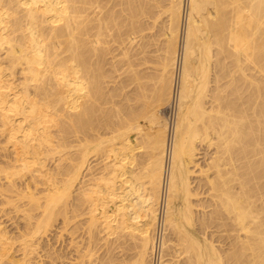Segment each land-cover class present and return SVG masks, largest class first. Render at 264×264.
<instances>
[{
    "label": "bare ground",
    "instance_id": "obj_1",
    "mask_svg": "<svg viewBox=\"0 0 264 264\" xmlns=\"http://www.w3.org/2000/svg\"><path fill=\"white\" fill-rule=\"evenodd\" d=\"M146 1L150 3L147 4ZM151 1L154 0H0V143H4V146L2 145L3 152L0 153V173L4 174L2 178L8 182V185H10L8 187L9 191L13 193L10 187L14 190L17 180L24 177L23 180L25 181V176H27V174L35 177L36 173L37 177H43L44 180L42 177L37 179L39 182L42 179L40 183L33 177V180L39 183V185L32 182L34 187L35 184L36 187H41L43 184L41 186L40 184L44 183L43 186L44 188L46 187L45 190L47 193L42 186V190L45 193L44 195L42 192L43 197L39 195L38 188L35 187L37 189H35V192L37 191V193L33 192V189L30 190L29 182L28 185L23 184V187L24 185L25 187L22 191L25 192L22 193V197L23 199L24 197L25 199L29 197L28 203L31 204L32 202L34 204V206L29 207L35 208V205L40 207V210L39 207L38 209H36V207V210L31 208L34 214L35 212L42 213V207L44 217L42 218L43 214H41L42 220H39L40 223L38 222V224L32 222L30 220L31 209L27 206L28 209H30L28 212L29 216L25 219L23 218V220H26V222L29 220L33 225L35 224L34 226L37 225V229L39 227H44L46 230L45 226L49 225L51 223L50 221L55 218V216L57 218V215L59 219L60 217L62 218L64 223L70 220L67 218V211H69L67 210V205L69 204L68 202L71 201V195H73L71 193L75 182L80 175L82 176L80 172L89 159L88 155L92 152V149H94V151L96 150V153L98 152L97 155L101 154V150L104 151L102 145H105L107 141L108 143L111 141L109 143H112L111 147L105 145V152L107 151L106 153L109 158L106 156L104 158L102 156L106 155V153L102 152L103 154H101V157L105 159L104 161L107 160L104 167L102 166L100 168L101 170L103 168L104 171H101V174L97 176L92 174L93 177H97L96 179H98V182L91 184L86 181L85 175L87 172L88 174L90 173L89 177L92 178L91 172L89 171L90 169L92 171L95 169L90 165L91 168L88 167V165L87 167L85 166L89 169L88 171H86L87 169L85 170L86 174H83L84 177H82L86 182L81 180L91 186H85L86 184L83 185L81 182L82 186H85V188L89 187V189L84 190L85 188H82L83 190H77L75 192L76 194L74 193L72 197V201H74L75 195L78 199L84 194V197L82 195V199L85 200L84 198H86L87 205L88 202L91 204L90 207L89 205L87 206V209L90 208V210L85 211L92 214V219L95 224L101 222V225H103L101 229L106 231L109 236L114 234L113 236L116 237V234L118 235L117 232L122 231V234L126 232L124 233L125 235H130V241L132 238H134V240L138 239L137 242L139 243L137 245L135 244L137 242L133 240L135 247L138 249V252H136L137 254H135L136 258L133 259V264H167L168 260L166 256H172V258L183 257L185 259L184 263L187 261V264H264V183L260 182L264 180V0H171V6L168 9L170 13L169 24H167V30L164 34L166 46L162 61L163 73L160 80V82L162 81L161 86L158 90L155 89L153 92V82V84L150 83V89L146 90V92L148 91L151 94L149 90L152 89V93L157 98L154 97V101L156 100L155 102H157L155 107L152 106L150 108L153 102L152 95H150L151 97L147 95L149 100L152 101L151 103L145 101L149 106V109L147 108L148 110L146 109L145 112L150 115L148 116L150 120L147 119L149 120L148 122L151 123L152 132L147 134L146 132L148 131L144 133L140 130L149 136H147V144L145 145L149 147L148 138H150V144H152L153 147L151 146L149 148H153L156 154L154 151H152L151 154V150L148 148V155L150 154L152 159L149 162V158H151L149 155V163L147 159L145 161L148 165L146 164L147 166H143V163L140 165V158L142 159L141 156L143 154L141 156L137 154L135 151L136 145H132L133 143L128 139V135L130 133L129 131L134 128L135 124L133 125V123L136 122L135 117H137L135 128L139 124V117L140 119H142L141 117L143 115L146 117L145 112L144 114L141 113L144 111V107L140 106L141 109L143 108L142 110L136 107L141 111L140 113L138 112L139 114L136 113V116L132 113V110L136 111L137 109L133 107H131V109L129 108L128 110H130V113H125V115L127 116V114H129V117H127L130 118L131 114H133L131 118L134 117V122L131 123L132 120L129 122L127 121V124H129L125 125L123 123V126L122 122L128 120L126 119L127 117L124 119V111L127 109L124 108L122 110L123 106L121 107L122 104H119L118 99L117 104L121 107L124 116L121 111L120 115L123 116V121H120L121 125L118 124V120L116 121L117 125L120 126V128L117 126L118 129L117 127L116 129L117 131L119 130L118 133L121 129L123 131L120 134L112 133V131L115 130V124H113L114 122L111 120V117H108L107 114H104L105 118H101L100 116L101 114L103 116V113H106V111H108L109 116H112L110 112L113 110L115 116L117 115L118 117V110L120 108H118V105H113L112 100L119 96V91H122L118 89L122 87L120 81L122 82L127 78L128 82L126 83H129L131 79H128L130 77H126L125 75V78L119 80L118 85H115V89L119 90L117 93L116 91H111L110 93L111 89L108 93L106 91L108 96L114 93L113 96L111 95L112 100L110 101L113 107H111L112 105H108V109L102 110L106 108L102 107V105L105 106V100L108 102L111 99V96L106 99L105 96L103 97V93H101L104 91L102 90L103 78L109 74L107 71L105 72L107 74L102 72L104 71L102 68L106 64V61H108V57L115 52L112 48L118 41L120 42L121 40L125 46L128 45L129 47L130 44L132 46L131 41L134 38L132 39L131 35L133 34L132 37L134 36L135 29H139L135 35L140 34L139 32H144L143 30L140 31V26L142 27L143 24L144 29H146L145 25H147V23L144 25L145 21H141L143 19L142 17L146 16L144 19L148 17L144 15L146 13L145 11L149 13L146 8H155L158 6L156 3H159L158 0H155L152 5ZM146 5L152 7H147ZM116 6H121L120 10L114 11V9L116 10ZM152 11L153 9H151L149 13L150 17H152ZM150 20H152V18ZM142 36L139 35L141 40ZM109 38L113 39L110 40ZM128 41L131 43L127 44ZM121 42L117 46L120 48L123 46V51L124 45L121 46ZM109 43L111 45L113 43L112 48ZM214 46L216 48L218 47L217 49L223 56V59L226 57L225 54H227V56L229 55V58L233 57L234 59L232 62L234 73L231 70L234 75L232 84L233 82L236 84L231 86L233 87L232 91H234V86L236 85L238 92L235 93V89V91L232 92L235 94L230 93L229 96L231 94L235 96V107L232 105L234 103L232 100L234 99L229 102L230 104L232 103V107L227 103L226 106H224L226 108L229 106L228 112L234 111L230 116L228 115L230 113L226 112L227 110L222 112L224 108H220L222 104L220 100L224 99V96L222 97L224 92L222 94L219 93L223 90L219 82L221 81L219 79L224 75L221 72L223 71L225 73L226 78L229 71H226L228 68L221 61L223 60L222 58H218L219 60H217V55L220 54H215L217 49ZM139 47L137 48L139 49ZM120 48H116L117 52L120 51ZM128 50H130V48ZM143 52H145V50ZM129 53L128 51V54ZM115 54L118 55L119 59H115ZM122 54L121 56H123V58H120L119 52L118 54L114 53L108 63L110 64L114 61L116 64H122L123 59L127 57V53L123 51ZM214 55H216V60L214 59ZM129 56H131V54H129ZM105 57L107 58L106 61L104 60ZM112 58L113 61L110 62ZM124 61V64L132 62V60L129 61V58ZM114 64L113 66L116 67L117 65ZM123 65L119 67L122 68V71L124 70L122 72L124 75L125 68H130V66L126 64L127 66L123 67ZM224 66L226 67L225 70H223ZM112 68L113 67L110 66L109 69L112 71L116 69ZM117 69L118 71L120 70L118 67ZM117 69L116 72H118ZM213 70H215V73ZM129 72L131 74L133 73L130 69ZM135 72L139 73L138 69ZM135 72L134 74L136 75ZM140 72H142L141 69ZM211 72L214 73L212 76ZM248 72L250 73L248 74ZM134 76L132 77L134 78ZM142 76L144 75L142 74ZM139 79L140 78H138V80ZM141 79H145V76ZM142 80L137 82H140L141 87H144L145 85L143 84L145 83L143 82H145V80ZM135 82L134 84L137 85V82ZM212 82L215 83V88L211 86ZM229 83L231 84L230 81ZM104 84H106V81ZM116 86H118V88ZM123 86L127 87L125 84H123ZM132 86L134 87V85ZM138 86H135L136 88H134V90L140 92L141 90L139 91V89L141 87L137 88ZM151 86L153 87L151 88ZM228 86L230 85L228 84ZM146 87L141 91L143 92L144 90L143 93L145 96L141 92L138 93L139 96L142 94V99L145 97L147 98L145 92ZM122 89H124V87H122ZM126 89L128 90L130 88L127 87ZM135 91L134 95H136H132L133 91L131 95L135 97L134 100L137 99L136 101L140 103L141 100L138 99L141 98ZM216 91H218V93ZM124 92H126V90ZM122 95H124L125 98L127 95L130 96L128 93L127 95L126 93ZM219 95L222 97L221 99ZM136 96L138 98H136ZM226 96L229 97L228 95ZM99 97L103 100L105 98V100L103 101L101 99L100 101ZM131 98L130 96V100L134 103V100ZM128 99L129 98L126 100L131 105ZM126 100L124 101L127 105L126 107H128ZM102 102L103 104H101ZM98 103L101 104L100 107L102 109L97 108ZM144 103L141 105L144 106L146 104ZM218 103L219 109L223 110H219L218 107H215ZM107 104L108 103H106V105ZM157 105H165L162 107L165 108V116L161 117L159 111L155 110V108H158ZM114 106L117 107L118 110L114 108ZM230 107L232 110H230ZM101 111H103V113ZM99 112L100 116L97 114ZM97 116L98 120H100V118L103 119V121L101 120L103 122L102 129L104 126V129L106 128L105 119H110V125L113 124L112 127L114 126V130L111 126L108 128L107 125L104 136L105 133L107 134V132H109L108 129H112V131H110L112 139L116 137L113 134L119 135L118 137L121 139H117V142L121 141L120 144H118L119 147L113 145V143L116 144L115 139L104 138L105 142L104 139H102L103 132L101 133L102 136L99 133L100 136L97 134V132L100 131L97 129L100 128L99 126L101 125H99L101 121L99 123L96 121ZM117 117H115V119H118ZM112 118L114 119L113 116ZM120 118L119 120H121ZM95 122H97L98 128ZM226 126L230 127L228 128V132V129L225 130ZM154 127L155 129L153 131ZM137 129L138 127L135 130L137 131ZM90 130L93 131V138L91 134H89ZM95 133L96 138L93 136ZM213 135L217 136V138H214L217 141L219 139V142L213 141L215 140L212 137ZM97 136L100 139H98ZM106 136H109V134ZM136 137L138 136L136 135ZM223 137L224 140L227 141L226 147H228V143L232 146L226 148L224 146L225 141L221 142V140L223 141ZM226 137H228L231 142H228L229 139ZM2 138H4L3 141ZM208 138L210 142L212 140L215 144L220 143L226 149L223 153L224 148L222 149V146L218 144L221 148L219 151H222V154L214 156L215 153H219L218 146L211 159L210 157L208 159L209 162H212V158L214 157L212 167L215 173L213 176L207 175L209 172L211 173L212 167L210 165L207 169L203 166V169L198 170L201 173H206L207 171L206 174L203 173L207 175L205 176L206 180L201 179L210 184V191H219V194L216 193L218 194L217 200L224 199V204L226 203L227 206L231 208L229 211L230 208L228 207V209L226 204L224 206L223 200H220V204H223L224 207L220 206L221 208L219 210V205L217 206V203L214 204L212 201L214 207H218L213 208L216 209V211L218 209L220 215L224 214H221V210L224 209L223 211L227 213L226 220L228 221L227 218H229L232 222L231 225L233 229L231 228V231L234 235L229 231V233H232L230 237L232 238L233 235V239L231 243L227 241L230 245H227L229 246L228 250H224L226 252L224 256L221 255V252L224 253L223 247L225 246L220 245L221 247L219 246L217 250L218 245H214L216 241L214 243L210 241L212 237H208L204 230L205 233H202V225H204V228L208 227L206 230L209 229L210 224L206 226L205 223H209L211 219L216 220L215 216H217V213L215 214V211L213 210L214 213L212 211V213L215 214L214 218L210 211L209 215L212 216L209 217L212 218L210 219L208 217L209 221H207L206 218L205 220L204 218L203 220L199 218L202 221L195 220V222H199V226L202 224L200 227L201 230L199 228V231L194 225L193 206L191 207L192 199L190 200L193 196L200 197L196 190L199 187V183H197L198 186L196 189L191 187L192 182H194L191 181V176L198 171L195 170V173H193L194 170L191 168L192 166L196 167V169L200 167L198 166L200 163H197V156L202 154L199 152L203 149L200 143L203 142L204 144L202 145H205ZM206 144L208 145L209 142ZM211 144H209L210 147L212 146ZM108 146L110 148H108ZM199 147L201 149H199ZM97 149H100V152ZM205 150L207 149L205 148ZM135 152L137 156L134 154ZM144 154H146V151ZM225 154L228 155L229 158ZM134 155L137 158L139 156V159H134L136 158ZM48 160L52 161L54 164L52 167L50 165L51 168L47 167V169L49 168L50 170L49 173L46 169V166H48L46 162ZM135 161L137 164L134 163ZM100 163L97 165L100 166ZM133 163L136 164L135 167H137L138 163L139 166H141L139 167L141 168V175L139 174L140 178L138 176V173H140L139 169H137L138 173L136 172L137 170L133 171ZM101 165L103 164L101 163ZM142 166L146 168L144 169ZM52 171H54V173ZM85 171L83 170V172ZM98 172L100 173L99 169ZM200 172H198V174ZM203 174L200 175L204 176ZM136 176H138V178H136ZM2 178L0 182H3ZM23 180H21V182ZM29 180L33 181L32 177ZM88 180L90 179L88 178ZM92 180L94 179L90 181ZM205 182L204 185L199 188H204ZM126 183L128 184L129 190L127 187L126 189L123 187ZM250 183L252 184L250 185ZM215 184H217V188L214 187ZM8 188H6L3 193L7 192ZM81 191H84V193H81ZM212 192L210 193L211 195L209 194L211 200L216 197V194L213 196L214 193ZM10 193H8V195H10ZM206 193L204 192V194ZM3 195L1 191L2 198L4 197ZM16 196H20L18 191ZM6 198L7 197L3 198L4 200H2V203H9V200H5ZM23 199H21V201ZM89 199L91 200L89 201ZM15 200H12L13 206H15L17 202L20 204L19 200H17V202H15ZM72 201L69 205V207L71 206V213L69 214L71 216L69 217L71 219H77V216L81 212L78 209V205L80 206L82 203L80 207H83L84 201L82 202L79 200V202H81L77 205L76 203H78V201L75 199L77 202H74L73 207L77 206L79 211L77 212V216L72 214V211H74L72 210ZM196 204L199 205V202ZM25 205H23V207H25ZM9 206L11 205L9 204ZM17 206L18 205H16V207ZM84 206L86 205L84 204ZM2 207H4L3 204ZM20 207L18 213L21 214ZM77 209L75 210L77 211ZM22 210V213H27V211H24L25 209ZM82 213L80 216H82ZM59 214H62V216H59ZM22 215L23 217L26 216H24V214ZM227 215H229V217H227ZM64 216L67 221L64 220ZM224 216H222L223 219ZM35 218L36 217H32V220H37ZM37 218L39 219V217ZM197 218L198 217H196V219ZM59 219L57 218V220ZM20 220H22V218ZM54 220L56 221V219L52 221ZM222 221L221 218L220 222ZM230 221H228L229 224ZM214 222L216 223V221ZM94 223H92V226H95ZM32 224L29 230H33V234H31L34 235L36 228L34 230ZM54 224L57 223L53 222L52 225ZM223 224L224 222L222 225ZM27 225L29 226L30 224ZM27 225L26 228H24L25 230H28ZM68 225L66 224L67 228ZM222 225L217 227V230L218 228L220 229ZM49 226L53 228L51 225ZM97 226L100 228L99 225ZM224 226L222 228H224ZM226 226L227 230L229 226ZM31 228L33 229L31 230ZM101 229L100 231H102ZM226 230L224 231L226 232ZM28 231L27 233L23 231L24 235L25 233L27 235L29 233ZM170 231H173V234ZM4 232L5 229H3L2 235H0V263L3 262L4 257L7 261L6 256L7 253L10 252L7 239L12 235L9 232L10 235L8 234V236L6 234L7 231L5 234ZM47 232L48 231L45 232L46 235ZM169 233H171V237L174 235V238H170ZM229 233L227 234L226 232L225 234L229 237ZM3 234L6 235L5 237L8 236L6 239L7 244L4 242L5 240L2 239L4 237ZM21 234L23 235L22 231ZM21 234L19 233L20 237ZM122 234L119 237L125 236H122ZM210 234H212V232ZM223 234L224 233H222V235ZM28 237L25 239L27 240ZM221 237L222 236H220V238ZM228 237L226 238L229 239ZM14 238L18 239V237ZM209 238L211 239L209 240ZM13 239H11V241H13L12 243L15 242ZM217 239L218 237L216 240ZM8 240H10V238ZM22 240L25 243L24 245H22ZM22 240H20L21 242L16 240V242H19L18 246L22 243L20 246L22 245V249L24 248L23 252L28 257L29 255L27 253H29L33 245L31 242H25L24 237ZM120 241L123 242L122 240ZM131 246L133 247V245ZM10 247H12L11 243ZM221 248L222 250H220ZM15 250L17 249H14V251ZM18 250L21 251L20 247ZM18 250L17 253H19ZM13 255L15 254L11 256ZM32 256L30 253V257ZM30 257L25 258L24 256L25 259H29ZM13 258L14 257L8 258L9 262L12 261ZM225 258H227V260ZM23 260L22 262L25 261ZM178 260L179 259H177V261ZM19 261L20 262L16 260L17 263L21 264V260Z\"/></svg>",
    "mask_w": 264,
    "mask_h": 264
},
{
    "label": "rangeland",
    "instance_id": "obj_2",
    "mask_svg": "<svg viewBox=\"0 0 264 264\" xmlns=\"http://www.w3.org/2000/svg\"><path fill=\"white\" fill-rule=\"evenodd\" d=\"M150 1V0H149ZM155 2V0L154 1H151V4L153 5V3ZM158 4L156 3V5H158L157 7H155V8H151V9H153V14H152V17H150L149 16V13H150V11H151V9H148V8H146V10H148L149 11V13L147 12V11H145L146 13L144 14V15H147L148 17H147V19H144L146 16H144V17H142L143 19L141 20V21H145L144 22V25L147 23V25L148 24H151V25H145L146 27V29H144V27H143V24H142V27L140 26V31L141 30H143L144 32H139L140 34H138V35H135V34H137V30L139 31V29H135V32H134V36L132 37V35H131V38L133 39L131 42H132V46H131V42H129L128 41V43L127 44H130V46L128 47V45L127 46H125L124 45V43H122L121 42V40H120V42L122 43L121 44V46L122 45H124V48H125V50H124V48H123V51L124 52H126L127 53V57H126V59H128L129 58V61L130 60H132V62L131 63H125L124 64V60H126V59H123V62H122V64L120 63V65H123V67L124 66H127L126 64H128V66H130V68L129 67H126L125 68V73H124V75L122 74V72L124 71H122V68H120L119 66V63H115L114 61H113V58L110 60V62H112L113 61V63H108L109 62V59L111 58V56L113 57V54L114 53H117L118 54V52H119V54H120V56L121 55H123L122 54V47L120 48L119 46H117L118 44H120V42L118 41V43H116L115 45H114V47L112 48V45H113V43H112V45L110 44V46H111V48L112 49H114V53L113 54H111V56L110 57H108V61H106L107 60V55H106V59L104 58V60L106 61V64L108 63L111 67H113L112 69H114V68H116L117 69V67L120 69L119 71H118V69H117V71L118 72H116V69H114L113 71L112 70H110L109 68H110V66L107 64H105L104 62V64L106 65H104L103 66V68H102V70H104V71H102V72H108L109 74H110V71H111V74L109 75V74H107V73H105V74H107V76H104V78H103V80H104V82L106 81V84H104V82H103V89L102 90H104L103 92H101V93H103V97L105 96V98L106 99H108V98H110V96L112 95L113 96V94H109L110 96H108V91L110 90V93H111V91H116V93L119 91V90H117V89H115V85H118V82H119V80H122L123 78H125L124 76L126 75V77H130V78H128V79H131V80H129V83H126V82H128V80H127V78H126V80L124 79L122 82L120 81V83H121V85H122V87H124V89H122V87L120 88H118V86H116L118 89H120V90H122L123 92L126 90V92H124V93H126V95H127V93L128 94H130V96L132 97L131 99H135V97H133L132 95H134V88H136L135 86H138V84H139V86L137 87V88H140L141 87V83L139 82H137V81H139V80H142L141 78L143 77L144 78V76H145V79H143L142 81H144L145 80V82H143V83H145V84H143V85H145L144 87H146V85H147V87H146V89H145V92H146V90L147 89H150V83H152L153 84V82H154V84H153V86H154V90H153V92L155 91V89H157L158 90V88H160V86H161V82H160V80H161V76H162V73H163V70H162V61H163V56H164V54H165V52H164V50H165V46H166V42H164L165 41V36H164V34H165V32H166V28H167V24H169L168 22H169V18H170V16H169V8H170V6H171V0H158ZM111 3H112V1H111ZM146 3L147 4H149L150 2H148V1H146ZM150 4V5H151ZM148 6V5H146L147 7H152V6ZM116 8V10L114 9V11H118V10H120V8H121V6L119 7V6H116L115 7ZM158 8V9H157ZM168 10V11H167ZM148 13V14H147ZM156 14V15H155ZM150 17V18H149ZM156 17V18H155ZM152 18V20H150ZM155 18V19H154ZM141 19V18H140ZM148 20V21H147ZM141 21H140V25H141ZM138 22H139V20H138ZM137 26H138V24H137ZM138 28V27H137ZM143 28V29H142ZM142 34H143V36H142ZM139 35L140 36H142V40H141V37H139ZM135 38H136V40H135ZM110 39V38H109ZM113 39V38H112ZM112 39H110V40H112ZM127 39V38H126ZM135 40V41H134ZM139 40H140V42H139ZM146 42H145V41ZM125 41V40H124ZM144 41V42H143ZM138 42V43H137ZM139 46H141V47H139ZM120 48V51H118L117 52V49L116 48ZM126 47H128V48H126ZM132 47V48H131ZM137 47H139V49L137 48ZM215 47V46H214ZM130 48V50H128ZM143 48V49H142ZM216 48V47H215ZM218 48V47H217ZM216 48V49H217ZM127 49V50H126ZM142 49V50H141ZM214 49V48H213ZM141 50V51H140ZM145 50V52H143ZM215 50V49H214ZM128 51L130 52L129 54H131V56H129V54H128ZM134 51H135V53H134ZM139 51H140V53H139ZM121 52V53H120ZM133 52V53H132ZM141 54H143V55H141ZM215 54H220L219 53V51H218V49H217V52L215 53ZM223 54V53H222ZM225 54V53H224ZM116 55V54H115ZM124 55H126V54H124ZM221 55V54H220ZM217 55V60H219V59H221L223 56L221 55ZM216 55H214V57H215ZM225 59H223V60H221L222 62H223V64L228 68V69H226V71L228 72V74H227V77L225 78V73L222 71L221 73L222 74H224L223 75V77L222 78H224V79H219V80H221V81H219L220 82V86H221V88L223 89L222 90V92H219L220 94H222L223 92V94H222V97L224 96V99L223 100H220V103H222L223 104V106H222V104H221V106H220V108H224V111H222V112H225L226 110V112H228V107L229 106H231V104L229 103L232 99H234V100H232V101H234V103L232 104L234 107H235V96L234 95H232V94H235L236 92H238L237 91V86L235 85L234 87V91H235V89H236V91H235V93H232V92H234V91H232L233 89V85L234 84H236L235 82H233V84H232V81H233V77H234V75H233V73H234V67H233V65H232V62L234 61V59H233V57H230L229 58V55L227 56V54H225ZM135 57V58H134ZM138 57V58H137ZM143 57V58H142ZM118 58V55H116V58L115 59H117ZM120 58H123V56H121ZM132 58V59H131ZM160 58V59H159ZM219 58V59H218ZM119 59V58H118ZM215 60H216V57L214 58ZM122 60V59H121ZM213 60V59H212ZM137 61V62H136ZM115 63V64H114ZM112 64V65H111ZM113 64L114 65H117L116 67H114L113 66ZM132 66V67H131ZM224 66V68H223V70H225V67ZM105 69H107V70H105ZM109 69V70H108ZM124 69V68H123ZM126 69H127V71H126ZM129 69H130V71L131 72H133L132 74H134V72L135 71H137V69H138V72L139 73H137V72H135L136 73V75L134 76V75H132L130 72H129ZM140 69L142 70V72H140ZM134 70V71H133ZM218 70V69H217ZM233 71V73H232V71ZM121 71V72H120ZM116 72V73H115ZM128 73V75H127V73ZM213 72L215 73V70H213ZM213 72H211V76L214 74ZM250 72H248V74H249ZM119 76H118V75ZM122 74V75H121ZM130 74V75H129ZM140 74H141V77H140ZM142 74L144 75V76H142ZM116 75H117V77H116ZM134 76V78L132 77V76ZM231 75H232V78H231ZM121 77V78H120ZM132 77V78H131ZM120 78V79H119ZM138 78H140L139 80H138ZM149 78V79H148ZM136 80V82H137V85L136 84H134V82H135V80ZM147 79V80H146ZM232 79V80H231ZM229 81L231 82V84L229 83ZM135 82V83H136ZM123 84H125L127 87H129L130 89H126L127 87H125V86H123ZM148 84H149V86H148ZM223 84H224V86H223ZM228 84L230 85V86H228ZM132 85H134V87L132 86ZM157 87H156V86ZM214 85H215V83H211V86H213L214 87ZM232 85V86H231ZM120 86V85H119ZM153 86H151V88L153 87ZM219 86V85H218ZM105 87V88H104ZM144 87L142 86L140 89H139V91L141 90L142 91V89H144ZM212 87V88H213ZM133 88V89H132ZM215 88V87H214ZM221 88L219 87V90L221 91ZM225 88V89H224ZM113 89H115V90H113ZM137 90V89H136ZM156 90V91H157ZM240 92H242L240 89H238ZM106 91H107V93H106ZM118 92V94H119V96L118 97H115V95H114V99L113 100H115V101H113L112 100V96H111V99L107 102V100H105V98H104V100H105V106H103L102 105V107H106L105 109H102L100 106H101V104H103V102L101 103V104H99L98 103V107L97 108H101L102 110H106V109H108L109 108V106L108 105H115V106H117L118 105V108H120L119 110H118V108L117 107H115L114 106V108H117V110L119 111V113H118V117H117V115L115 116V113L113 112V110H112V112H110L109 114L110 115H112L113 117H114V119H115V117H117L118 119H113L112 118V116H109L108 115V111H106V113H103V111H101L102 113H103V116H102V114H101V116H100V112L99 113H97V114H99L98 116H100L101 118H103L104 117V114H107V116L108 117H111V120H113V124H115L114 126H115V130H114V126L112 127V125H110V119L109 120H107V119H105V121L104 122H106V128H107V125H108V128L111 126V128L114 130V131H112V129H108V131L109 132H107V134H109V136L110 135H112L111 133H110V131H112V133L114 132V133H118V131H117V129H118V127L120 128V126H118L117 125V120H118V124L119 125H121L120 124V121L122 122L123 120H122V118H123V116L125 115V113H130L129 111L130 110H128L129 108L131 109V107H133V108H140V106L141 107H144V111H139L137 108V110L136 111H133L132 110V113L136 116L137 114L136 113H143L144 114V112H145V110L148 108L149 109V106L147 105V103H151L152 101H150L149 100V97H151L150 95H152V100H153V102L151 103V106H150V108L153 106V107H155V104L157 103V102H155L154 101V97H155V95L152 93V89L151 90H149L150 92H151V94L147 91L146 92V96H147V98L145 97V98H143L142 99V94L145 96V94L143 93L144 92V90H143V92H141L142 94H140L141 96H139V94L138 93H140V92H138V90L137 91H135V92H137V94H138V96L141 98V99H138V100H141L140 101V103H138L139 101H136V100H134V103H132V100H130V96L129 95H127L126 96V98L124 97V95H122V94H124L123 92ZM132 91H133V94L131 95V93H132ZM217 93H218V91H216ZM239 92V93H240ZM148 93V94H147ZM217 93H216V95H217ZM230 93H232L230 96H229V94ZM239 93H237V94H239ZM121 94V95H120ZM236 94V95H237ZM108 97H107V96ZM136 95V94H135ZM134 95V96H135ZM154 95V96H153ZM226 95H228L229 97H227ZM101 96V95H100ZM121 96V97H120ZM120 97V98H119ZM220 95H219V98L221 99L222 98ZM238 97V96H237ZM237 97H236V99H237ZM100 98V97H99ZM123 98H124V100H126L127 98H129L128 100H130V102H131V105L127 102V100H126V103L128 104V107H126L127 105L125 104V101L123 100ZM136 98H138L137 96H136ZM156 98V97H155ZM101 99L102 98H100V101H101ZM119 99V104H122L121 105V107L123 106V108H122V110L124 109V108H126L125 110L126 111H124V115H123V111L121 110V107L119 106V104H117L118 103V100ZM120 99H121V101H120ZM151 99V98H150ZM157 99V98H156ZM103 100V99H102ZM103 100V101H104ZM112 100V104H111V101ZM99 101V102H100ZM123 101V102H122ZM145 101H147V103L145 102ZM225 101V102H224ZM110 102V103H109ZM136 102H137V104H136ZM146 104H145V103ZM219 102V101H218ZM106 103H108L107 105H106ZM114 103H116V104H114ZM142 103H144L145 105L144 106H142L143 104ZM226 103L229 105L227 108L226 107H224V106H226ZM135 106H133V105ZM142 104V105H141ZM154 104V105H153ZM113 105L111 106V107H113ZM125 105V106H124ZM150 105V104H149ZM219 103L218 104H216V106L215 107H218V109H219ZM108 106V107H107ZM130 106V107H129ZM145 106H147V107H145ZM158 106V105H157ZM156 106V107H157ZM165 105H163V106H158V108H155V110H157V111H159V114H160V116L161 117H163V116H165V108H162V107H164ZM207 106H208V104H207ZM232 107V106H231ZM231 107H230V110H232L231 109ZM141 109V108H140ZM143 109V108H142ZM141 109V110H142ZM147 109V110H148ZM160 109V110H159ZM163 109V110H162ZM115 110V109H114ZM219 110H223V109H219ZM110 111V110H109ZM122 111V112H121ZM151 111V110H150ZM164 111V112H163ZM105 112V111H104ZM115 112H116V110H115ZM122 113V115L123 116H121L120 114ZM149 112V111H148ZM232 112L234 113V111L232 110ZM232 112H228V113H230V114H228L229 116L230 115H232L233 113ZM117 113V112H116ZM138 113V114H139ZM96 114V115H97ZM133 114H131V117L133 116ZM145 114H146V117H145V115H143L141 118L143 119L144 117L146 118H144L143 120L142 119H140V117H139V120H138V125H137V127H138V129H137V131L135 130L136 128H135V126H136V122H137V117H135L136 119H135V121L136 122H134V117L133 118H128L129 116V114H127V116L125 115L124 116V119H125V117H127L126 119H128V120H125V122L123 121L122 122V125L124 126V124L126 125L127 124V121L129 122V121H131V123H133V125H134V128L132 129V130H130L129 132V135H128V139L133 143L132 145L133 146H135V151L137 152V154L138 155H142L141 157H142V159L140 158V165L142 164L143 166H145L146 164L148 165V163L151 161V159H152V156L150 155V157L151 158H149V162H148V153H149V150H151V154H152V151H154L155 152V150L152 148H149V147H151L152 146V144H150L151 143V141H150V138H148V143H149V147H147V145H145V144H147L146 142H147V134L148 133H150V132H152L151 131V123H149L148 121L150 120L149 118H148V116H150V115H148L147 114V112H145ZM151 114V113H150ZM174 114H175V108H174ZM225 114V113H224ZM227 114V113H226ZM98 116L96 117V121H98V123L102 120L103 121V119H101L100 118V120H98ZM120 116H121V118H120ZM139 116V115H138ZM141 116V115H140ZM105 118V117H104ZM119 118L121 119V120H119ZM149 120H148V119ZM230 118V117H229ZM232 118V117H231ZM130 119V120H129ZM101 121V123H99V127L100 128H98V124H97V122H95L96 124H97V130H100V131H98L97 132V134L99 133L101 136H102V134H103V138L102 139H104V138H106V139H112V136H106L107 134L105 133V136H104V132H106L105 130H107L106 128L104 129V125H105V123H104V127H103V129L101 128L102 127V122ZM108 121V122H107ZM108 123V124H107ZM124 123V124H123ZM131 123H130V125H131ZM222 123V122H221ZM95 124V125H96ZM129 124V123H128ZM127 124V125H128ZM142 125V126H141ZM118 126V127H117ZM141 128H140V127ZM227 126H229V125H227ZM226 126V129L225 130H227L228 128H230V127H227ZM116 127H117V129H116ZM95 128H96V126H95ZM149 128H150V131H149ZM148 129V130H147ZM154 129H155V127L153 128V131H154ZM93 130V129H92ZM102 130V131H101ZM140 130H142L144 133L146 132V131H148V132H146L147 134H144L142 131H140ZM223 130H224V128H223ZM224 130V131H225ZM231 130V129H230ZM123 130L121 129L120 130V132L118 133V134H120L121 132H122ZM229 131V129L227 130V132ZM90 132H92V133H90ZM96 132V131H95ZM103 132V133H102ZM136 132H137V134H136ZM226 132V133H227ZM102 133V134H101ZM230 133V132H229ZM89 134H91V137H92V134H93V131H89ZM98 134V135H99ZM140 134V135H139ZM143 134H144V136H143ZM99 135V136H100ZM113 135H115V136H113V137H115L114 139H115V143L116 144H114L113 143V145H115V147H119L118 146V144H120V142L121 141H118L117 142V139L119 138L116 134H113ZM136 135L138 136V137H136ZM214 135H216V134H214ZM212 136L213 137V139H215L214 137H216L217 138V136ZM225 135V134H224ZM93 136H95L94 138H96V133L93 135ZM142 136H143V139H142ZM146 136V137H145ZM227 136H228V134H227ZM1 137V136H0ZM3 137V136H2ZM145 137V138H144ZM149 137V136H148ZM229 137V136H228ZM228 137H226V138H228ZM93 138V137H92ZM97 138L98 139H100L98 136H97ZM134 138V139H133ZM222 138V137H221ZM230 138V137H229ZM228 138V139H229ZM114 139H112V140H114ZM143 140V141H141V140ZM231 140H232V138H230ZM230 139L228 140V142H231L230 141ZM4 140V138H2V141ZM118 140H121L120 138L118 139ZM135 140V141H134ZM209 140V141H208ZM208 140H206V142H205V145H202V144H204L203 142L202 143H200L201 144V148H203V149H201L200 147H199V149H201L200 150V152L199 153H202V154H199L198 156H197V163L199 164L198 166H200V167H197V169H196V167H194V166H192V170H194L193 171V173H195V170L196 171H198V170H200V169H203L202 167L204 166V168H206L207 169V167L210 165L211 167H212V162H213V158H212V162H209V157H210V159H211V157H212V155H213V153H214V151L216 152V148L219 146L218 144H220V143H217V144H215V142H212V140H211V142H210V139L208 138ZM104 141H105V139H104ZM141 141V142H140ZM209 142V144H211V143H214V144H211L212 146L210 147L209 146V144L207 145L206 143H208ZM213 141H216V142H219V139H218V141L215 139V140H213ZM225 140H224V137H223V141L221 140V142H224ZM0 142H1V140H0ZM106 142V141H105ZM111 141H109V143H110ZM112 142H114V141H112ZM135 142V143H134ZM137 142H138V145H137ZM140 142V143H139ZM108 143V141L106 142V144L105 145H109L110 147H111V144H109ZM143 143H144V147H143ZM226 143H227V141H225V144H224V146L226 147ZM1 145H0V153L1 152H3L2 151V147L4 146V143L2 142V143H0ZM135 144V145H134ZM142 144V145H141ZM229 144V145H228ZM227 145H228V147H226V148H229V146H232L230 143H228ZM3 145V146H2ZM105 145H102V148H103V150L104 151H102L101 150V154H103L102 152H104V153H106L105 152ZM117 145V146H116ZM108 146V148H110ZM206 146V147H205ZM220 146H222L221 144H220ZM220 146H219V148H218V151H219V149H221L220 148ZM139 147V148H138ZM153 147V146H152ZM208 147H210V148H208ZM225 147H223L222 146V149L224 150L223 151V153L225 152ZM136 148H137V150H136ZM141 148V149H140ZM148 148H149V150H148ZM205 148L207 149V150H205ZM143 149V150H142ZM98 150V149H97ZM100 150V149H99ZM98 150V151H99ZM92 152L88 155V161H87V163L84 165V167L82 168V170H81V174H82V176L80 175L79 177H78V179H77V181H78V183H77V181L75 182V185H74V188H73V190H72V193L71 194H73L74 195V193L77 191V190H83L82 188H85V186H91V185H89V184H86L85 182L87 181V182H89V183H96V182H98L97 180L98 179H96L97 177H95V176H97V175H100L101 174V171L103 172L104 170H103V168H102V170L100 169L102 166L104 167V165H105V162L107 161H104L105 159V156L106 157H108L107 156V153H106V155H102L104 158H102L101 157V154H98L97 155V153H96V150L94 151V149H92L91 150ZM145 151H146V154H144L145 153ZM205 151V152H204ZM208 151V152H207ZM213 151V152H212ZM100 152V151H99ZM136 152L134 153L135 155H136ZM139 153H141V154H139ZM205 153V154H204ZM155 154H156V152H155ZM219 154H222V151L220 152L219 151V153H215L214 154V156L215 155H218L219 156ZM134 155V157H136ZM145 155V156H144ZM226 155V154H225ZM153 156H154V153H153ZM226 156H228V155H226ZM91 157H93V158H91ZM101 159H100V158ZM144 157V158H143ZM147 157V158H146ZM199 157V158H198ZM109 158V157H108ZM108 158H106V159H108ZM224 158V157H223ZM227 158V157H226ZM228 158H229V156H228ZM228 158H227V160H228ZM102 159H103V161H104V163H103V161H102ZM134 159H139V156H138V158L136 157V158H134ZM146 159H147V162L148 163H145V161H146ZM99 160V161H98ZM101 160V161H100ZM143 160V161H142ZM211 161V160H210ZM52 161H47L46 162V164L48 165V166H46V169H47V167H49V168H51L52 166H54V164H53V162L51 163ZM96 162H101L103 165H101V163H100V166H98L99 165V163H96ZM207 162V163H206ZM51 163V164H50ZM95 163V164H94ZM134 163H136V161L134 162ZM133 163V164H134ZM139 163H138V165H137V167H135L136 166V164H134V166L132 165V167H133V171L134 170H137V169H139V172L140 173H138V170L136 171L137 173H138V176H139V174L141 175V168H139V167H141V166H139ZM92 164V165H91ZM98 164V165H97ZM201 164H202V166H201ZM206 164V165H205ZM50 165H51V167H50ZM87 165H88V167H90V166H92V168H94L93 170L94 171H92L91 169H90V171L89 172H91V175L92 174H95V176L93 177V175L91 176L92 178H90L89 177V174H88V172H87V174H86V171H88L89 169H87L86 167H87ZM90 165V166H89ZM94 165H95V167H94ZM96 165H97V167H96ZM146 165V166H147ZM86 166V167H85ZM142 166V167H143ZM131 167V166H130ZM195 169H194V168ZM49 168L47 169V171H48V173H49ZM91 168V167H90ZM144 168V167H143ZM146 168V167H145ZM144 168V169H145ZM209 168V167H208ZM87 169V170H86ZM98 169L100 170V173L98 172ZM83 170L85 171V172H83ZM210 170V169H209ZM209 170H208V172H209ZM96 171H97V173H96ZM53 173H54V171H52ZM94 172V173H93ZM143 172V171H142ZM198 172H200V171H198ZM198 172H196L194 175H192L191 176V181H194V182H192V185H191V187L192 188H195L196 189V187L198 186L197 185V183H199V187L200 186H202V185H204V182L205 181H203V180H206L205 179V176H213V174L215 173V170H213V167L211 168V173L209 174H207V175H204V174H206L207 173V171H206V173H199L198 174ZM213 172V173H212ZM135 173V172H134ZM137 173H136V175H137ZM34 174V173H33ZM83 174H86L85 175V179H86V181H85V179H82V177H84L83 176ZM144 174V173H143ZM143 174H142V176H143ZM203 174L204 176H201V175ZM35 177L33 176V175H28L27 174V176H25V181L23 180L24 179V177L22 178V179H18L17 180V182L18 183H21V184H18L17 182L15 183V185L16 186H14V187H16L14 190H13V188L12 187H10L11 188V191H13V193L11 192L10 193V191H9V186L10 185H8V182L4 179L3 180V178H2V176L4 177V174L2 173H0V181H1V178H2V181L4 182V184H3V182H0V188H1V190H0V235H2V231H3V229H5V232H6V234L8 235L9 234V232L11 233V237H8V239L10 238V240H8L7 239V237H5L6 235H4L5 234V232H4V237L2 238L3 240H5L4 242H6V239H7V242H9V244H7V242H6V244L8 245V247H9V253H7V256H6V258H7V261L5 260V257L2 259L3 260V262H1L0 264H5V262H6V264H11V263H15V264H20V263H17L16 262V260L18 261V262H20L19 260H21V262H22V260L24 261V262H22L21 264H27V263H30V264H133V259H135L136 258V255L135 254H137L136 252H138V249L135 247V245H134V241H136L137 242V240L138 239H135L134 240V238H132V240L130 241L129 240V238L131 239V237H130V235L128 234V235H125L124 233H126V232H124L123 234H122V231H120V230H118V231H120L121 232V234H122V236H124V237H119L121 234H120V232H117L118 233V235L116 234V237H114L113 235H111V236H109L107 233H106V231H104V230H102L101 228H103V225H101V222L100 221H98V222H100L99 224H95L94 222H93V219H92V214L90 213V212H88V211H85V210H90V208H88L87 209V206L89 205V207L91 206V204L88 202V205H87V200H86V198H84L85 200H83L82 199V195H83V197H84V194H82L81 196H80V198H76V195H75V199L78 201V203H76L77 201H75V199H74V201H72V197H73V195H71L72 197H71V201H72V210H74V211H72V214H74V215H76L77 216V212H79L78 211V209L81 211L80 213H79V215L77 216V219L76 218H70L69 216H71V215H69L70 213H71V206L69 207V205L71 204V201L70 202H68L69 204L67 205V210H69V211H67L68 212V219H70L68 222H63L62 221V218L60 217V219H59V217H58V215H57V218L59 219V220H57V218H56V216H55V218H53V219H56V221L54 220V221H50L52 224H53V222H56L57 224H54V225H52L51 223L49 224V225H51L53 228H50V226L49 225H47V226H45L46 227V230H45V228L43 227V228H41V227H39L38 229L36 228L37 227V225L36 226H34L33 224H32V222H35V223H37L38 224V222H39V220H42L41 219V214H43V216H42V218L44 217V212H43V208L41 207V210H42V213L40 212H35V214H34V211H32V209L31 208H33L34 210H36V209H38V207L35 205V208L34 207H29V206H34V204L31 202V204H29L28 202H29V197H26V199H25V197H24V199H23V197H22V193L23 192H25V191H22V190H24L23 188L25 187V185H24V187H23V184H27L28 185V182H29V185H30V190H32L33 192H35V189L36 188H38V193H39V195H42V197H43V194L45 195V193H44V191L47 193V191L45 190V188H44V183H41L40 184V186L42 185L43 186V189H44V191L42 190V186L41 187H36V184L37 185H39V183L41 182V180L43 179V177L42 176H40V178L42 177V179L40 180V182H39V180H37L39 177H37V174L35 173ZM87 175H88V177H87ZM197 175V176H196ZM32 177V180H33V177L34 178H36V181H38L39 183H36L34 180L33 181H31V180H29V179H31V177ZM138 176H136V178H138ZM195 176V177H194ZM201 176V177H200ZM99 177V176H98ZM199 177V178H198ZM39 178V179H40ZM88 178L91 180V179H94V180H92V181H90V180H88ZM139 178H140V176H139ZM194 178V179H193ZM203 180H202V179ZM84 180L85 182H83L82 180ZM196 179V180H195ZM264 179V178H263ZM21 180H23L22 182H21ZM44 180V179H43ZM96 180V181H95ZM137 180V179H136ZM262 180V179H261ZM6 181V182H5ZM27 182V183H26ZM32 182H34V183H36L35 184V187H34V184L32 183ZM81 182L83 183V185H85V186H82L81 185ZM202 182V183H201ZM260 182H263L264 183V180H262V181H260ZM32 183V184H31ZM217 183V182H216ZM253 183V182H252ZM252 183H250V185L252 184ZM2 184V185H1ZM79 186H78V185ZM127 184V183H126ZM126 184H124V188L126 189V187H127V189H128V184L126 185ZM201 184V185H200ZM218 184V183H217ZM217 184H215V186L214 187H216L217 186ZM21 185V186H20ZM210 184H208V183H206L205 182V186H204V188H199L198 187V189H196L197 190V192H198V195H200V197H198V196H191L192 198H190V200L192 199V201H191V207L193 206V207H195V208H193L192 207V211H193V220H194V225H195V228L197 229V230H199V228L201 227V225L199 226V222H197L198 220L199 221H202L203 220V218H204V220H205V218L207 219V221H209V216H212L213 215V217L215 216V214L217 213V216H218V221H219V223H218V221H217V216H215L216 217V220L214 219V220H212L211 218V220L209 221V223L208 222H206V221H204V222H206L205 224H206V226L208 225L209 226V224H210V227H209V229H207L206 230V228H208V227H206V228H204V225H202V233L205 231L206 233H207V235H208V237H212V239L211 238H209V240L210 241H212L213 243L216 241V243H214V245H218V247H217V250L219 249V246L221 245V246H225V247H223V251L224 250H228V248H229V246H227V245H230V244H228L227 243V241L228 242H230L231 243V241H232V239H233V235H234V233L231 231V228H232V222L230 221V219L229 218H227L228 219V221H230V224H229V222L226 220V214L227 213H225V211H223L224 209H222L221 210V214L222 213H224L225 214V216H224V214L223 215H220L219 213V211H218V209H217V211H216V209H214V208H218L217 206L219 205V210H220V206H222V207H224L225 206V204H224V202H225V200L224 199H220L222 202H223V204H224V206H223V204L221 205L220 203V200H217V195L219 194L218 192V190H212V191H210ZM213 186V185H212ZM211 186V187H212ZM8 188V191L7 192H5V193H3V191H5L6 190V188ZM32 187V188H31ZM78 187H79V189H78ZM89 187L87 188H85L84 190H88L89 189ZM4 190H3V189ZM20 190H19V189ZM40 188V189H39ZM75 188H77V189H75ZM217 188V187H216ZM194 189V190H195ZM200 189H201V192H200ZM25 190H26V188H25ZM37 190V189H36ZM129 190V189H128ZM128 190H126V191H128ZM1 191H2V194H4L3 196L4 197H7L5 200L7 201V200H9V203H7V202H5V203H2L3 201L2 200H4L3 198H2V196H1ZM15 191H16V193H17V191H18V193H20V196L19 197H17L16 196V193H15ZM22 191V192H21ZM121 191V190H120ZM209 191H210V193L212 192V193H214L213 194V196L216 194V193H218V194H216V197H214L213 198V196H212V198L213 199H215V200H211L210 199V197H209ZM217 191V192H216ZM42 192H43V194H42ZM80 192V191H79ZM79 192H78V194H79ZM84 193V191H81V193ZM204 192L206 193V194H204ZM7 193V194H6ZM8 193H10V195H8ZM35 193H37V191L35 192ZM199 193H201L202 194V196H201V194H199ZM11 194H12V198H11ZM76 194V193H75ZM80 195V194H79ZM208 195V196H207ZM211 195V194H210ZM36 196H37V194H36ZM78 196V195H77ZM20 197H21V199H23L22 201H21V199H20ZM41 197V196H40ZM86 197V196H85ZM197 198V199H196ZM14 201L15 199V202H17V200H19L20 202V204H18V202H17V204L16 205H18L17 207H16V205L15 206H13L14 204H13V201ZM130 199H132V198H130ZM219 199V198H218ZM11 200V201H10ZM26 202H25V201ZM79 200H83L82 202H83V207H80L81 205H82V203L80 204V202H79ZM91 199H89V201H90ZM193 200H194V205H193ZM31 201V200H30ZM86 201V202H85ZM202 201V202H201ZM205 201V202H204ZM211 201V202H210ZM212 201L214 202V204L215 203H217L216 205L217 206H215L214 207V205L212 204ZM217 201V202H216ZM11 202V203H10ZM74 202L78 205V204H80V206L78 205V209H77V206L75 207H73V205H74ZM199 202V205L198 204H196V203H198ZM219 202V203H218ZM227 202V201H226ZM3 204V206L4 207H2V204ZM92 203V202H91ZM200 203H201V205H200ZM202 203H203V206H202ZM207 203V204H206ZM211 203V204H210ZM228 203V202H227ZM9 204L11 205V206H9ZM26 204V205H25ZM33 204V205H32ZM84 204L86 205V206H84ZM197 206H196V205ZM210 204V205H209ZM23 205H25V207H29L30 209H31V211H30V209H28V207L27 208H25V207H23ZM213 205V206H212ZM20 206H22V207H20ZM205 206V207H204ZM209 206V207H208ZM226 206H227V204H226ZM19 207H20V212H21V214L20 213H18L19 212ZM197 207H199V208H197ZM201 207V208H200ZM214 207V208H213ZM229 206H227V208H228ZM16 208V209H15ZM74 208V209H73ZM85 208V209H84ZM197 208V209H196ZM230 208V207H229ZM228 208V209H229ZM15 209V210H14ZM22 209H25L24 211L26 212L27 211V209H28V211H27V213H22ZM75 209H77V211L75 210ZM82 209V210H81ZM91 209H92V207H91ZM196 209V210H195ZM199 209V210H198ZM201 209V210H200ZM205 209H206V211H205ZM212 209V210H211ZM5 212H4V211ZM10 210V211H9ZM39 210H40V207H39ZM39 210H37V211H39ZM215 211V214H213L214 213V211ZM226 210V209H225ZM231 210V208L229 209V211ZM2 211V212H1ZM16 211V212H15ZM30 211V216H31V218H30V220L32 221V222H29V220H28V222H26V220L24 221L23 220V218L25 219L27 216H29V212ZM76 211V212H75ZM196 211V212H195ZM210 211H211V214L212 215H209V213H210ZM212 211H213V213H212ZM227 211V210H226ZM228 211V212H229ZM33 213V215H32V213ZM83 212V213H82ZM2 213H3V216H2ZM11 213H13V214H11ZM82 213V216H80V214ZM208 213V214H207ZM17 214V215H16ZM22 214H24V216L25 217H23V215ZM28 214V215H27ZM37 214V215H36ZM84 214V215H83ZM198 216H197V215ZM203 216H202V215ZM22 215V216H21ZM38 215H40V216H38ZM62 216V214H59V216ZM65 215V214H64ZM66 215H67V213H66ZM73 215V216H74ZM7 216V217H6ZM16 216V217H15ZM72 216V217H73ZM76 216H74V217H76ZM80 216V217H79ZM222 216H224V219H223V217ZM9 217V218H8ZM32 217L34 218V217H36L35 219H37V220H32ZM37 217H39V219L37 218ZM196 217H198L197 219H196ZM209 217V218H208ZM227 217H229V215H227ZM22 218V220L24 221V222H26V223H24L22 220H20ZM199 218H201L202 220H200ZM222 218V222H220V219ZM8 219V220H7ZM28 219H29V217H28ZM64 220L65 221H67V219H65V216H64ZM74 220H75V222H74ZM195 220H197L196 222H195ZM22 221V222H21ZM211 221H212V223H211ZM214 221H216V223L217 224H219L220 225V223H221V225H222V223L224 222V224L222 225V227L226 224V225H228L229 227H228V229L226 230V225L224 226V228H218V230H217V227H220L219 225H217ZM70 222H71V224H70ZM94 223L95 224V226L93 225L92 226V223ZM40 223V222H39ZM62 223H64V224H62ZM201 223H203V222H201ZM208 223V224H207ZM27 224H30L29 226L27 225V227H28V230H29V227L31 226V224H32V226H34V230H35V228H36V230L34 231V235H32L33 233V228H31V230L32 231H28V230H25L24 228H26V225ZM60 224V225H59ZM66 224L68 225V228H67V226H66ZM196 224H197V226H196ZM212 224V225H211ZM15 225V226H14ZM97 225H99V227L100 228H98V226ZM231 225V226H230ZM3 226V227H2ZM12 226V227H11ZM39 226V225H38ZM49 226V227H48ZM97 226V227H96ZM212 226V227H211ZM58 227V228H57ZM66 227V228H65ZM48 228V229H47ZM64 228V229H63ZM213 228V229H212ZM22 229V230H21ZM43 229H44V231L46 232V231H48L47 232V235L45 234V232L43 231ZM52 230V232H51V230ZM74 229H76V230H74ZM100 229L102 230V231H100ZM223 229V230H222ZM233 229V228H232ZM58 230V231H57ZM66 230V231H65ZM68 230V231H67ZM200 230H201V228H200ZM199 230V231H200ZM204 230V231H203ZM216 230V231H215ZM221 230H222V233H224L223 235H222V233H221ZM224 230H226V232H227V234L229 233V231H231L232 233H233V235H232V238L230 237V234H232L231 232L229 233V237L227 236V234H225L226 232L224 231ZM21 231H22V233H23V235L21 234ZM23 231H26V233H27V231L30 233H28L29 234V237H28V234L26 235V233H25V235H24V232ZM37 231V232H36ZM212 232V234H210L211 232ZM40 232V233H39ZM170 232H172V234H173V231H170ZM204 232V233H205ZM15 233V234H14ZM19 233L21 234V237L23 238L24 237V241L25 242H31L32 243V245H33V247H31V249L29 250V253H27L29 256L28 257H30V253H31V256H32V254H33V256L32 257H30L29 259H25V258H28L27 257V255H25L24 254V252H23V250H24V248L22 249V245H24L25 243L23 242V240H22V238L20 237V235H19ZM32 233V234H31ZM42 233H43V236H42ZM52 233V234H51ZM215 233H216V235H215ZM45 234V235H44ZM54 234V235H53ZM72 234V235H71ZM74 234V235H73ZM120 234V235H119ZM170 234V235H169ZM168 235H169V237L170 238H174V235H172V237H171V233H169ZM218 234V235H217ZM219 234H220V236H222L221 238H220V236H219ZM36 235H37V237H36ZM209 235H211V236H209ZM228 237L229 239H227L226 237ZM33 236V237H32ZM127 236H128V240H127ZM213 236H215V237H213ZM14 237H18V239L17 238H14ZM20 237V238H19ZM26 237H28L27 238V240L25 239ZM32 237V239L30 240V238ZM49 237V238H48ZM126 237V238H125ZM218 237V239L216 240V238ZM14 238V239H13ZM122 238V239H121ZM125 238V239H124ZM175 238H176V236H175ZM224 240H223V239ZM226 238V239H225ZM231 238V239H230ZM11 239H13L15 242H16V240H19V242H21L20 240H22V242H23V244L22 243H20V244H22L21 246H20V244H19V246H18V243L19 242H16V245H15V242L14 243H12L13 241H11ZM116 241H115V240ZM118 240V241H117ZM120 240H122L123 242H121ZM124 240H125V242H124ZM134 240V241H133ZM214 240V241H213ZM224 242H222V241ZM35 243H34V242ZM45 242V243H44ZM117 242V243H116ZM129 242V243H128ZM220 242H221V244H220ZM10 243H11V246L12 247H10ZM124 243V244H123ZM139 242H137V243H135L136 245L138 244ZM226 243V244H225ZM122 244V245H121ZM223 244V245H222ZM45 245H46V247H45ZM121 245V246H120ZM131 245H133V247L131 246ZM15 246V247H14ZM17 246V247H16ZM129 246H130V248H129ZM220 246V247H221ZM19 247H20V250L22 251V253H21V251H19L18 249H19ZM24 247V246H23ZM37 248V249H35V248ZM11 248V249H10ZM35 250H34V249ZM132 248V249H131ZM134 248V249H133ZM135 248H136V250H135ZM227 248V249H226ZM14 249H17L18 250V252L19 253H17V250H15L14 251ZM46 251H45V250ZM78 250V251H77ZM220 250H222V248L220 249ZM14 251V252H13ZM32 251H33V253H32ZM36 251V252H35ZM12 254H15V255H13V256H11ZM38 254V255H37ZM224 254H226V252L224 251V253H222L221 252V255L222 256H224ZM10 255V256H9ZM22 255H24L25 256V258H24V256H22ZM37 255V256H36ZM19 256H20V258H19ZM56 256V257H55ZM10 257H14L13 259H12V261H10L9 262V259H10ZM17 257H18V259H17ZM51 257H52V259H51ZM9 258V259H8ZM15 258H16V260H15ZM23 258V259H22ZM49 258V259H48ZM171 258V259H170ZM181 258V259H180ZM166 259L168 260V262H167V264H174V263H176V264H183L184 263V261H185V259L183 258V257H174V258H172V256H166ZM174 259V260H173ZM177 259H179L178 261H177ZM226 260H227V258H225ZM15 260V261H14ZM28 260H32V261H28ZM52 260V261H51ZM104 260V261H103ZM176 260V261H175ZM182 260H183V263H182ZM14 261V262H13ZM27 261V262H26ZM135 261V260H134ZM187 262V261H186ZM184 263V264H187V263ZM135 264V263H134Z\"/></svg>",
    "mask_w": 264,
    "mask_h": 264
}]
</instances>
